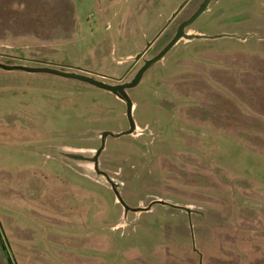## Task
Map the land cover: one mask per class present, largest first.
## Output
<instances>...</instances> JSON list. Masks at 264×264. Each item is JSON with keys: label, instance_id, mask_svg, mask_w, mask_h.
<instances>
[{"label": "rangeland", "instance_id": "1", "mask_svg": "<svg viewBox=\"0 0 264 264\" xmlns=\"http://www.w3.org/2000/svg\"><path fill=\"white\" fill-rule=\"evenodd\" d=\"M201 1L0 0V264H264V0L25 71Z\"/></svg>", "mask_w": 264, "mask_h": 264}, {"label": "water", "instance_id": "2", "mask_svg": "<svg viewBox=\"0 0 264 264\" xmlns=\"http://www.w3.org/2000/svg\"><path fill=\"white\" fill-rule=\"evenodd\" d=\"M208 1L209 0H203V2L199 5V7L197 8V10L194 12V14L186 22H184L181 25H179V27H178V29H177L174 37L168 43V45L159 54H157V56H155V58H153V59H151L149 61L144 62L143 66L139 69V71L134 76V78L132 79V81L130 83H128V84H123V85H120V86H108V85H105V84L96 82V81L91 80V79L86 78V77L78 76V75H75V74L62 73V72H58V71H54V70H50V69H44V68L28 69V70L25 69V71H27V72H33V73H47V74L55 75V76L62 77V78L73 79V80H77V81L84 82V83H86L88 85H91V86L97 88V89L107 91L110 94H112V95H114V96L122 99L123 101L126 102L127 110H129V104L127 102V97L124 94V90L125 89H128V88L134 87L138 83V81H139L142 73L148 67H150L152 64H154L157 61H159L163 57V55L176 43V41L178 39H180L181 37H183L182 29L186 25L190 24L199 14H201L204 11V9L206 8V6L208 4ZM183 5L184 4H181L177 8V10L171 15V17L167 21V24L179 12V10L183 7ZM149 45L150 44H148L146 46V48H148ZM140 56L141 55L135 56L134 61H136ZM20 69H23V68H20ZM129 133L130 132H126L124 134L126 135V134H129ZM107 135L110 136V134H108V133H102V134H100V140L102 141L104 139V137H106ZM119 135H123V134H118V135H115V136H112V137H118ZM97 154H98V152H95V155L91 158V162L93 163V166L94 167L96 166V157H97Z\"/></svg>", "mask_w": 264, "mask_h": 264}, {"label": "flooded vegetation", "instance_id": "3", "mask_svg": "<svg viewBox=\"0 0 264 264\" xmlns=\"http://www.w3.org/2000/svg\"><path fill=\"white\" fill-rule=\"evenodd\" d=\"M203 2V0L201 1V3Z\"/></svg>", "mask_w": 264, "mask_h": 264}]
</instances>
